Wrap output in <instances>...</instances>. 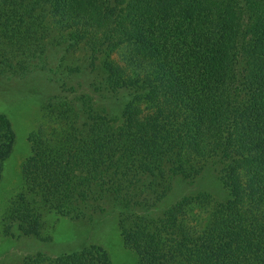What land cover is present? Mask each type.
Listing matches in <instances>:
<instances>
[{
    "label": "trees",
    "instance_id": "1",
    "mask_svg": "<svg viewBox=\"0 0 264 264\" xmlns=\"http://www.w3.org/2000/svg\"><path fill=\"white\" fill-rule=\"evenodd\" d=\"M37 73L57 86L53 127L28 137L8 233L115 213L139 264H264V0H0V78ZM4 113L0 182L16 140ZM211 172L225 197L172 198ZM17 264L111 258L88 243Z\"/></svg>",
    "mask_w": 264,
    "mask_h": 264
},
{
    "label": "rangeland",
    "instance_id": "2",
    "mask_svg": "<svg viewBox=\"0 0 264 264\" xmlns=\"http://www.w3.org/2000/svg\"><path fill=\"white\" fill-rule=\"evenodd\" d=\"M59 54L56 53L57 56ZM73 55L82 57L79 53ZM56 92L57 86L48 82L45 74H33L26 79L0 78V112L9 117L16 133L13 152L4 162L0 182V264H17L36 253L56 257L78 251L88 243L102 245L110 255L111 264H139L137 253L124 244L115 213L96 216L93 220H72L52 215L39 237H19L17 233L12 236L8 233L9 227H5V212L23 185V168L31 153L28 137L34 131L53 127L52 124L47 125L42 116V102ZM110 108L113 113L121 111L116 102L110 103ZM196 190H206L216 199L225 197L224 190L211 172L198 187L187 189L183 182H177L172 198L178 199L183 192Z\"/></svg>",
    "mask_w": 264,
    "mask_h": 264
}]
</instances>
